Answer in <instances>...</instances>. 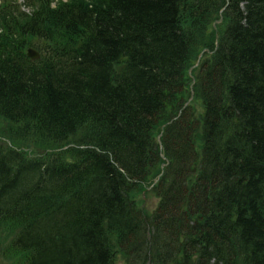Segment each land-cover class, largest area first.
<instances>
[{
	"label": "trees",
	"instance_id": "obj_1",
	"mask_svg": "<svg viewBox=\"0 0 264 264\" xmlns=\"http://www.w3.org/2000/svg\"><path fill=\"white\" fill-rule=\"evenodd\" d=\"M120 256L264 264V0H0V264Z\"/></svg>",
	"mask_w": 264,
	"mask_h": 264
},
{
	"label": "rangeland",
	"instance_id": "obj_2",
	"mask_svg": "<svg viewBox=\"0 0 264 264\" xmlns=\"http://www.w3.org/2000/svg\"><path fill=\"white\" fill-rule=\"evenodd\" d=\"M146 193H147L148 199H146L145 204H143L144 205L143 209H147L150 212L152 210L151 208H153L156 202V198L154 197V195L152 194L149 188L147 189ZM137 197L138 195L136 196V198ZM138 202L141 203L140 198H138ZM117 264H124V260L121 256L117 259Z\"/></svg>",
	"mask_w": 264,
	"mask_h": 264
},
{
	"label": "water",
	"instance_id": "obj_3",
	"mask_svg": "<svg viewBox=\"0 0 264 264\" xmlns=\"http://www.w3.org/2000/svg\"><path fill=\"white\" fill-rule=\"evenodd\" d=\"M27 56L31 59H37L38 58V53L35 51L33 48H28L27 51Z\"/></svg>",
	"mask_w": 264,
	"mask_h": 264
},
{
	"label": "bare ground",
	"instance_id": "obj_4",
	"mask_svg": "<svg viewBox=\"0 0 264 264\" xmlns=\"http://www.w3.org/2000/svg\"><path fill=\"white\" fill-rule=\"evenodd\" d=\"M165 125H166V124H163V125L160 127V132H159V133H161V134H162V132H163V129H164V127H165ZM164 166H165V165L161 164V169H163V168H164Z\"/></svg>",
	"mask_w": 264,
	"mask_h": 264
}]
</instances>
